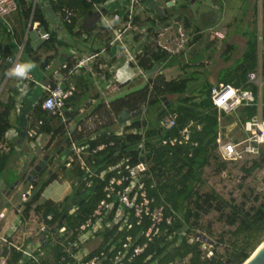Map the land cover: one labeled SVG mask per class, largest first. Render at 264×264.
<instances>
[{
  "label": "trees",
  "instance_id": "trees-1",
  "mask_svg": "<svg viewBox=\"0 0 264 264\" xmlns=\"http://www.w3.org/2000/svg\"><path fill=\"white\" fill-rule=\"evenodd\" d=\"M43 1L45 4L47 2L51 12L58 16L62 17L66 11L71 13V22H64L60 33L50 26L42 9L44 4L41 3V5L38 0H15L17 10L14 13L19 17L23 30L31 21L38 23L39 30L49 33V39L42 42L40 48L33 50L29 41L26 40L22 50L27 58L45 68L54 56L42 57L39 54L41 49H44V53H56L58 49H74L80 55L83 53L80 50L83 43L76 32L79 27L76 29L75 26L78 20H82V27L87 30V22L93 23L96 17L99 20L100 16L95 13L92 4L106 0H90V2L87 0ZM158 1L164 4L172 0ZM190 2L191 0H181V3L176 5L175 1L172 7H165L161 13L154 12L150 16L148 15L149 11L145 13V19L136 16L134 20L135 24L145 28L141 35L135 34L134 37L137 45L136 51L137 49L141 51L135 57L134 66L143 72L151 71L153 68L160 72L161 69L177 66L179 71L183 73L179 77L166 80L164 75L159 73L146 82L140 78L118 85L111 81L112 73L110 70L115 60L112 59L106 63L104 61L97 62L92 65V71L99 75L101 78L99 81H105L108 84V89L103 92H107L114 85L127 88V90L134 89L137 88L135 83L142 82V86H139L138 89L107 102L102 91L97 90L98 92L91 93L92 96L88 95L91 90L90 86L93 84L92 74L82 73L72 77L76 91L67 101L66 111L67 109L75 110L78 107L86 106L85 103L89 99H94L97 101L93 104L94 110L91 111L90 116L97 115L104 120L102 126H97L95 132L98 135L93 141L87 139L84 143L78 144L87 145L88 150H93L100 144L105 145L103 150L84 157L87 166L95 175H98L109 166H114L121 161L130 166L138 161L147 162L149 177L145 183L148 194L155 199L157 205H166L165 215L173 218L171 226L162 224L158 233L149 242H146V238L143 236L149 227L146 220L137 226L131 219V229H124L119 234H116L115 229L104 230L100 233L103 241L95 249L90 250L89 257L98 255L110 239L118 241L120 238L129 236L134 245L146 244V247L140 255L133 257L130 263L125 264H242L264 241V192L257 193L254 188H249L247 193L241 194L239 202L232 197L226 200L211 188L201 191V188L206 184L203 178L204 169L211 164L212 160L218 161L216 173H220L226 168L227 162L222 161L216 153L215 141L221 123L226 125L233 121L232 116L220 117L218 111L212 106L211 88L218 84L242 86L245 82L246 72L257 66V0H243L241 10L246 12L243 13L245 17L243 14L242 16L243 18H250L246 25L247 28L240 32L237 31L238 33H226L233 37L238 34L243 40L241 54L236 58L234 65L231 66L233 60L231 53L235 50V44L226 41L221 47L222 69L216 72L213 82H210L205 76L196 87L193 84L199 74L198 69L205 68L204 63H197L200 58H198L197 52L187 56L189 61L185 59V50L179 54L170 55L151 42L150 32H152V28L148 27L152 24L156 28H162L174 22H181L183 28L190 30L186 34L189 40L186 47L196 44L203 38L199 32L202 29H209V25H203V28L199 27L197 20L192 17ZM214 2L216 3V0ZM262 9L261 39L264 47V3ZM242 19L240 22H243ZM240 29L242 28L240 27ZM12 31L14 32L13 28ZM144 34L145 40H143ZM1 37H6L8 40V43L6 42V45L2 46L1 53L12 56L13 53L9 48L12 34L2 24H0ZM109 40V38L103 39L99 47L96 49L90 47L87 52L90 54L99 52L107 46ZM212 45L213 41L208 42L206 40V49ZM210 57L211 55H209ZM65 63L68 68L71 67L69 58ZM103 63H105L107 70H101L99 67ZM261 67L264 75V55L262 56ZM99 77L97 78L99 79ZM84 95H88V97L85 98ZM80 97L83 98L80 99ZM41 102V99H38L30 111V127L36 126V133L51 135L52 139L58 137L66 149L67 156L70 141H64L66 137L65 125L61 123L59 118L49 116L42 111ZM14 103L13 97L8 98L6 103L0 102V144L3 142L5 133L11 128L9 115L14 109ZM70 114L69 112L66 113L68 119L71 118ZM164 114L176 116L175 128L165 129L159 125V117ZM253 114L251 108L245 107L236 112V115L241 119L245 116L250 118ZM126 120L130 122V125L126 126L120 135H115L118 125L123 124ZM38 121L42 122L39 126H37ZM190 123L193 125L190 128V138L186 145L163 146L161 144L163 140L177 136L179 131ZM196 126L200 128L197 129ZM134 130L143 131V136L134 134ZM75 133L76 131L72 130V141H74ZM110 142L112 145H109ZM142 142L143 146L139 148ZM1 152L0 176L6 170L8 160V156ZM64 169L70 170L76 182L73 184L71 193L62 202L45 201L41 205H35L43 190L57 179L55 173L47 177H44L43 173H38V180L31 184L30 195L20 210L22 222L29 219L32 211L45 227L43 234L47 239L40 246V249L44 250L49 258L43 259L44 264H56L60 257L65 255L64 246L75 240L80 225L91 217L99 201L104 197L105 180L112 176V173H109L105 176L104 181H101L97 176L89 177L80 170L76 162L70 168H65L64 165ZM262 169H264V153L262 152L259 158L251 160L250 165L245 162L241 167L244 177ZM87 182L91 183L89 189L86 186ZM62 206L63 209L60 212ZM70 211L72 212L70 213ZM211 213L217 215V219H215L217 223L222 224V227H227V230L219 233L218 240L219 245L226 247L223 253L213 252L212 257L206 258L201 248L202 243L196 240V232L202 228V220ZM60 228H64L62 235L58 233ZM206 229L209 232L210 227ZM54 231L56 232L54 233ZM180 233H183L184 236L180 237ZM225 235H228V245L223 240ZM189 238H193L194 241L189 242ZM6 254H8L7 264H23L20 263L22 260L20 252L5 248L3 255ZM101 264H113L112 256L105 258Z\"/></svg>",
  "mask_w": 264,
  "mask_h": 264
},
{
  "label": "built area",
  "instance_id": "built-area-1",
  "mask_svg": "<svg viewBox=\"0 0 264 264\" xmlns=\"http://www.w3.org/2000/svg\"><path fill=\"white\" fill-rule=\"evenodd\" d=\"M38 1L40 4H44L42 9L45 16L49 20L50 26L58 33L61 32V26L64 22H71V13L69 11H66L61 17L51 12L47 2L45 4L43 0ZM49 1L55 2L56 0ZM154 1L155 0H106L93 3L92 5L95 13L100 16L101 20H104L107 32L113 35L112 39L107 43V48L104 47L99 52L88 56L80 55L74 49H65L64 51L68 53L67 57L71 62V67L68 68L67 64L64 63L56 73L58 79L54 82L41 84L34 80L31 73H29L26 78H20L24 81H32L39 87L36 101L41 99L42 111L49 116L59 118L61 123L65 125L66 137L64 141H70L65 168L72 167V164L76 162L80 170L85 174L89 177L97 176L101 181L105 180L106 175L112 173V176L104 182L103 199L99 201L91 217L80 225L75 240L68 242L64 246L63 251L65 255H62L56 264H101L105 258H108L110 255L112 256L113 264L130 263L133 257L140 255L144 251L146 244L141 246L134 245L132 238L129 236L120 238L118 241L110 239L99 254L92 257H89L90 251L87 250L85 246L89 242L96 241L101 243L103 239L100 233L104 230L111 231L115 229L116 234H119L124 229H131V219L134 220L137 226L144 220L149 223L148 229L143 234L144 238H146V242L152 240L153 236L158 233L159 227L162 224L165 226H171L172 224V216L165 215L166 205H157L155 199L148 194L145 183V180L149 177L148 163L145 161H138L136 164L130 166L121 161L114 166H109L100 174L95 175L87 166L84 157L88 154H95L97 151L103 150L105 145L100 144L95 149L88 150L87 145L82 146L76 144L72 141V130L69 129L70 123L66 116L67 101L76 91L74 82H72V77L82 73L93 74L92 65L97 62L104 61L106 63L112 59L115 60L110 70L112 73L111 81L118 85H123L140 78L146 82L160 73L156 70L143 72L134 66L136 55L141 53L138 49L136 51L137 45L135 44L136 40L134 37L135 34L141 35L145 30V28L135 24L134 20L136 16L141 17L143 14L157 9L164 11L165 7H172L175 2L172 0L168 3H162V6L157 4L158 8L153 9L152 3ZM87 2H90V0H87ZM16 10L17 6L15 0H0V22H3L11 31L12 38L14 32L12 31L11 25L5 21V19L7 16L16 12ZM148 27L152 28V32H150L151 42L170 55H176L184 51L186 44H188V38L180 32L176 22L162 28H156L152 26V24L148 25ZM28 30L39 31V39L42 42L49 39V33L40 31L38 23L29 21L27 25V31ZM204 33L209 34L208 39L210 41L224 38L223 33L214 28L200 31L199 35L203 37ZM145 39L144 34L143 40ZM22 50L23 47L20 48L18 56L16 57L6 53H0V64H6L11 67L13 63L20 62L19 54ZM107 51H109V53H107ZM257 55V66L253 70L246 72L244 85L234 87L228 84H218L211 88L210 98L212 106L218 111L220 117H233V121L230 124L223 125L221 123L215 141L216 153L218 157L225 162L255 160L259 158L261 147L264 145V75L262 74L261 67L264 47L262 45L260 30H258L257 34ZM105 63L99 66L101 70L106 69ZM132 69H134V71L131 73L130 77L126 76V70L131 71ZM244 107L253 110L254 114L252 117L248 118L245 116L241 119L236 115L237 110ZM41 124L42 122L38 121L37 126ZM94 124L95 127L93 128ZM103 124L104 120L97 115H93L88 118L85 126H79L77 131L81 133L84 131L87 132L90 135L89 140L93 141L98 135L95 132L97 126H102ZM129 125L130 122L127 120L123 124H119L115 135H120L123 129ZM159 125L165 129L175 128L176 116L173 114L161 115L159 117ZM192 125L193 124L190 123L188 126L181 129L177 136L163 140L161 144L163 146L186 145L189 142L190 128ZM196 127L197 129L200 128L199 126ZM36 128L35 126L28 132L31 138L37 134ZM133 133L140 134L141 137L143 136V131L134 130ZM109 145H112V143L110 142ZM142 146L143 142L139 145V148H142ZM35 181L36 178L33 182ZM32 183H28L30 190L32 189ZM86 186L89 189L91 183L87 182ZM29 195V192L23 193L21 200H26ZM72 211H70V213ZM2 218L3 213H0V220ZM55 232L56 231H54V233ZM58 233L62 235L64 233V228H60ZM183 236L184 234L180 233V237ZM196 240L202 243L201 248L204 251L206 243L208 244L206 239L197 235ZM188 241L192 242L194 239L189 238ZM208 246L211 247L209 244ZM0 248V264H7L8 254L3 255L5 248L7 250L14 249L20 252L22 259L20 263L44 264L43 253L39 249L40 246H18L9 241L8 236H1ZM204 256L206 258L212 257L209 251H206Z\"/></svg>",
  "mask_w": 264,
  "mask_h": 264
},
{
  "label": "crops",
  "instance_id": "crops-1",
  "mask_svg": "<svg viewBox=\"0 0 264 264\" xmlns=\"http://www.w3.org/2000/svg\"><path fill=\"white\" fill-rule=\"evenodd\" d=\"M158 5L162 6L163 4L161 1L160 3L158 1ZM159 11L161 12L162 10H152V12L148 15L151 16L154 12L158 13ZM144 16L146 15L143 14L141 17L145 19ZM96 20L98 23H105L100 17L99 20L98 17H96ZM18 24L20 30L22 29L23 31L20 22ZM87 36H90L89 33ZM11 39L12 41L9 48L13 53L12 56L16 57L18 56L20 48L24 47L27 35L20 39L14 28V36ZM6 42L8 43L6 37L0 38V53L2 52V46H5ZM40 47L41 45L36 48L31 46L33 50ZM43 50L44 49L39 50V54L42 57L47 56L49 53H44L45 51ZM55 54L56 57L52 58L45 68H42L36 62L27 58L22 52L19 55L20 62H30L33 65L29 73L32 74L34 80L44 84L47 82H54L58 79L56 73L68 58V53L62 49H58ZM8 68L9 65L0 64V76L5 74V80L0 89V92L2 90L4 91V96L3 98L0 97V102L6 103L8 98L11 97H13L15 101L14 109L9 115L11 128L5 133L3 142L0 144L1 153L8 156L6 170L0 176V213H3V218L0 220V237L8 236V240L18 246L39 247L43 245L47 239L43 234L45 227L41 222H39L35 214L32 215V218L29 217L27 221L22 222L20 220V210L22 207L18 209V206L22 201V194L25 192H31L29 184L26 182L28 171L40 160H44L46 166L39 173H43L45 175L44 177L53 173L57 175V179L51 182L43 190L39 200L35 203L36 206L41 205L45 201H53L54 203L62 202L71 193L76 179L73 174H71L69 169H64V165L66 163V149L58 137L52 139L51 135L37 133L33 138H31L28 135V132L33 129V127H30V111L36 102L39 87H37L32 81H24L20 78L9 77L6 74ZM169 69L171 68L169 67ZM165 70L163 72L164 76L166 72ZM133 71L134 69L131 71L126 70V76L130 77ZM95 75V72L91 75L93 84L90 86V92H88V95L90 96H92L91 93L94 94L98 91L103 92L108 89V84L105 81H99L101 79L100 77L99 79L94 78ZM125 89L127 90V88ZM136 89H138V87L132 90ZM106 93L108 94V92ZM116 94H118V91ZM88 95H84L85 98L88 97ZM103 96L106 102L111 101L110 97L105 96L104 92ZM83 97H80V99ZM96 101L97 100L89 99L85 103L86 106L78 107V109L76 108L75 110L67 109L66 111L67 114L68 112L71 113V118H69L68 121L70 123L69 129L76 131L74 137L76 144H82L90 137V135L85 131L79 133L77 128L79 126H85L86 121L90 117L91 111L94 110L93 104L94 102L96 103ZM15 181H18V185L8 196H6ZM43 238H45V241L42 243ZM92 243L93 242H89L86 244L85 247L87 250L90 251L88 247H91ZM40 251L43 253V258L48 259L49 256H47L44 250L40 249Z\"/></svg>",
  "mask_w": 264,
  "mask_h": 264
},
{
  "label": "rangeland",
  "instance_id": "rangeland-1",
  "mask_svg": "<svg viewBox=\"0 0 264 264\" xmlns=\"http://www.w3.org/2000/svg\"><path fill=\"white\" fill-rule=\"evenodd\" d=\"M176 5L181 3V0H175ZM160 3V1H159ZM243 0H216V3L214 0H191V10H192V17L195 18L198 22L199 27L203 28V25H209L208 28H214L215 30H218L219 32L223 33L224 38L223 39H214L213 45L210 48H205L206 40L209 42L208 39L209 34L204 33L203 38L201 41L197 42L196 44L190 46L187 45L185 50V56L186 61H189L187 56H191L197 52L199 62L204 63L205 68L198 69L199 74L196 76L195 82L193 84L194 87L198 86L202 80L203 77L207 76L210 82L214 81L216 72L218 70H221L222 66V58L220 54L222 53V45L225 44V42H233L235 44V50L231 53L232 61L231 66L234 65L235 61L237 60L241 54V50L243 47V40L240 37V35L236 34L234 37L230 34L226 33H232V32H240L242 30H245L247 28V23L249 22L250 18L245 17L243 13H245V10H241ZM158 0H155L152 3V8L157 9L158 8ZM262 0L257 1V7H258V15L256 20V26L258 30H262L263 23L261 21L262 18ZM248 7V6H247ZM246 7L244 6V9ZM248 10V9H247ZM160 12V11H159ZM162 12V11H161ZM160 12V13H161ZM243 14V16H242ZM243 18V19H242ZM243 20V22H240V20ZM10 25L15 28V32H17L18 37L22 39L25 35H27V40L29 41L30 46L33 48H36L37 46L42 45V41L39 39V31L37 30H28L27 28H24V30H20L19 27V17L16 16V13L11 14L10 16H7L5 19ZM97 20L92 23L87 22V27L83 29L82 20H78L77 25L75 28L79 29L76 31L79 35L78 37L81 38V42L83 45L80 46V50L83 51V56L90 55V52H87L88 48L94 47L96 49L101 45L102 39H112L113 35L111 33L107 32V27L105 26V23L103 22H96ZM242 23V24H241ZM0 24L5 25L3 22H0ZM6 26V25H5ZM89 26V27H88ZM177 26H179V30L181 33L184 34L185 37H187L186 34H188V31L185 28H183L182 23H177ZM7 27V26H6ZM240 27L242 29H240ZM204 29H202L203 31ZM206 30V29H205ZM204 30V31H205ZM27 32V33H26ZM89 33V37L87 34ZM237 32V33H238ZM91 33V34H90ZM172 35V32H171ZM188 38V37H187ZM233 39V40H232ZM187 49V50H186ZM48 55L56 57V54L54 52L49 53ZM209 55L211 57L209 58ZM260 55V54H259ZM169 68L161 69V74L164 75L165 70V79L171 80L179 77L183 73L179 71L177 66H173ZM99 77L97 74L95 78ZM5 80V74H2L0 76V89L2 87V84ZM145 82V81H144ZM136 87H141L142 82L135 83ZM118 91V94H116ZM131 93L133 90L129 89L126 90L124 87H119L118 85H114L113 87L109 88L106 92H104L105 96L110 97V100H114L116 98L122 97L125 93ZM4 91L2 90L0 92V97L3 98ZM93 125V124H92ZM95 127V124L93 128ZM92 128V129H93ZM261 152L264 153V145L261 147ZM247 162L248 165H250L251 160L246 161H238V162H227L226 168L221 171L220 173H216V166L218 164V161L212 160L211 164L207 166L204 169V175L203 178L206 181L205 186L201 188V191H206L208 188H211L215 190L218 194H220L224 199L228 200L231 197L235 198L240 202L241 200V194L247 193L249 188H254L255 192H264V169L257 170L252 175L248 177H244L243 172L241 171V167L243 163ZM241 186V187H240ZM255 196V195H254ZM252 200V198H251ZM251 201L249 202V204ZM22 209V208H21ZM217 219V215L215 213H211L209 216L205 217L202 220V228L199 229V231L196 232V234L203 239H206L208 244L211 246L209 247L206 243V246L204 247V253L206 251H213L215 253H223L226 246H222L218 244L219 240V233L223 230H227V227H222V224L217 223L215 221ZM207 227H210L209 232L206 229ZM196 235V236H197ZM223 240L228 245V235H225L223 237ZM214 242L216 243L214 245ZM99 244L95 241V243H92L91 247H88V249L92 250L96 248V245ZM48 256V255H47ZM49 258V257H48Z\"/></svg>",
  "mask_w": 264,
  "mask_h": 264
},
{
  "label": "water",
  "instance_id": "water-1",
  "mask_svg": "<svg viewBox=\"0 0 264 264\" xmlns=\"http://www.w3.org/2000/svg\"><path fill=\"white\" fill-rule=\"evenodd\" d=\"M262 2L264 3V0H262ZM46 166V163L44 160H40L37 164H35L27 173L26 176V182L27 183H32L34 181V179L36 178V180H38V176L37 174L39 172H41V170ZM18 185V181H15L13 186L10 188L9 192H7L6 196H8ZM24 199L20 202L18 209H20V207H22V205L24 204ZM63 206L60 210V212L62 211ZM34 213L31 211L30 213V218H32V215ZM31 220V219H30ZM45 241V238H43L42 243ZM0 253H1V248H0ZM211 256L213 255V251L210 252ZM242 264H264V242L263 244L261 243L254 251L253 253L250 255V257L244 261Z\"/></svg>",
  "mask_w": 264,
  "mask_h": 264
},
{
  "label": "clouds",
  "instance_id": "clouds-1",
  "mask_svg": "<svg viewBox=\"0 0 264 264\" xmlns=\"http://www.w3.org/2000/svg\"><path fill=\"white\" fill-rule=\"evenodd\" d=\"M32 67L30 62H15L7 69L6 74L13 78H26Z\"/></svg>",
  "mask_w": 264,
  "mask_h": 264
},
{
  "label": "bare ground",
  "instance_id": "bare-ground-1",
  "mask_svg": "<svg viewBox=\"0 0 264 264\" xmlns=\"http://www.w3.org/2000/svg\"><path fill=\"white\" fill-rule=\"evenodd\" d=\"M264 242V241H263ZM263 242H262V244H263Z\"/></svg>",
  "mask_w": 264,
  "mask_h": 264
}]
</instances>
